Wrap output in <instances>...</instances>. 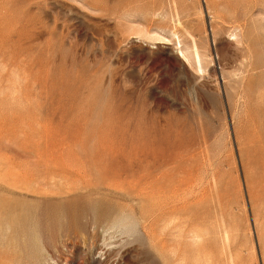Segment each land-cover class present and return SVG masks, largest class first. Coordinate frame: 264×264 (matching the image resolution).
Listing matches in <instances>:
<instances>
[{"label":"rangeland","instance_id":"obj_1","mask_svg":"<svg viewBox=\"0 0 264 264\" xmlns=\"http://www.w3.org/2000/svg\"><path fill=\"white\" fill-rule=\"evenodd\" d=\"M0 264H264V0H0Z\"/></svg>","mask_w":264,"mask_h":264}]
</instances>
